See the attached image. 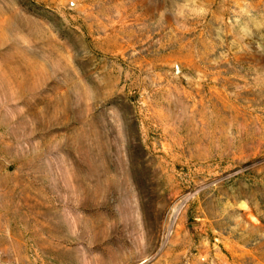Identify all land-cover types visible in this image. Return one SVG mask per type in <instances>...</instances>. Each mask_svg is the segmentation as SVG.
I'll use <instances>...</instances> for the list:
<instances>
[{
	"label": "rangeland",
	"instance_id": "rangeland-1",
	"mask_svg": "<svg viewBox=\"0 0 264 264\" xmlns=\"http://www.w3.org/2000/svg\"><path fill=\"white\" fill-rule=\"evenodd\" d=\"M0 264H264V0H0Z\"/></svg>",
	"mask_w": 264,
	"mask_h": 264
}]
</instances>
